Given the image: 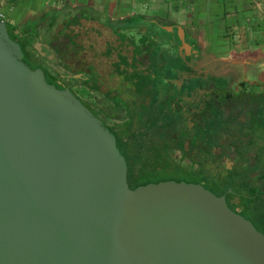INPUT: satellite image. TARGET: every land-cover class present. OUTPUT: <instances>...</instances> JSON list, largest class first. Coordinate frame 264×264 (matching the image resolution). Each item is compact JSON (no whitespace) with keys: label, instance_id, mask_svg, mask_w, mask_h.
<instances>
[{"label":"water","instance_id":"95a60500","mask_svg":"<svg viewBox=\"0 0 264 264\" xmlns=\"http://www.w3.org/2000/svg\"><path fill=\"white\" fill-rule=\"evenodd\" d=\"M0 264H264V235L199 184L130 189L114 135L0 22Z\"/></svg>","mask_w":264,"mask_h":264},{"label":"crops","instance_id":"0c3cea01","mask_svg":"<svg viewBox=\"0 0 264 264\" xmlns=\"http://www.w3.org/2000/svg\"><path fill=\"white\" fill-rule=\"evenodd\" d=\"M256 1L0 0V10L10 26L35 23L37 17L57 15L63 9L103 25H117L118 37L122 34L132 42L146 40L139 45L138 57L149 48L155 58L162 56V48L177 50V56L189 62L190 79L216 77L231 67L258 65L263 68L258 88L264 95V0L260 6ZM123 43L118 39L120 55L128 49ZM139 61L154 62L153 58Z\"/></svg>","mask_w":264,"mask_h":264},{"label":"trees","instance_id":"16d2710c","mask_svg":"<svg viewBox=\"0 0 264 264\" xmlns=\"http://www.w3.org/2000/svg\"><path fill=\"white\" fill-rule=\"evenodd\" d=\"M67 10L63 9L61 13L57 11V15L53 13L40 17L35 23L39 24L40 21L51 20L50 26L53 29L56 22L58 23L62 19L63 28L57 31V37H60L65 34L68 28L79 26L82 20H90L85 15L67 14ZM33 25L35 24L33 23ZM106 26L117 39L121 40V43L124 42L125 37L122 34L118 37L117 25L108 24ZM6 27L8 35L15 38L20 37L21 34H28L21 33L14 26L6 25ZM74 36L75 34L66 36V38L69 42V50L76 54L78 47ZM11 41L13 40L11 39ZM145 41V39L142 40L143 44ZM19 45L23 54L26 48L32 49L28 42ZM110 52L108 51L107 54L110 55ZM116 52L118 60L114 64V69L123 78L125 86L130 89L133 99L125 104L121 98L115 102V96H105V102L102 103L109 106L107 109L108 117L106 122L102 121V123L114 135L116 146L125 160L129 188L135 189L149 183H158L164 181L162 178L165 177L168 178L165 180L178 179L187 183H197L215 196L225 195L231 199L235 210H232L228 203L227 206L249 221L258 232L264 235V206L243 207L235 203L236 200H239L236 199L235 194L241 193L245 187V185L237 182L244 180L245 171L236 173L217 167L213 170L209 169L210 163L215 161L212 158L213 147L216 145L213 142L215 134L212 129L214 128L207 129L202 138L205 141L201 143L202 151L205 153V163L200 165V173H197L198 171L193 170V167H198L200 161L193 158L192 152L199 146L198 137L196 136L195 139L186 142L182 135L179 140H175L166 134L170 129L179 133L176 130L177 122L172 116L174 112L170 106L174 101H169L165 94L163 95L160 90L155 89L153 76L150 72L138 70L136 62L125 59L118 53V50ZM77 74L79 73L74 75ZM82 77L83 79L77 81L79 84L88 86L90 82H94V76L82 75ZM90 111L99 118L97 113L93 110ZM155 130L159 132L157 139L153 138ZM209 130L211 131L209 132Z\"/></svg>","mask_w":264,"mask_h":264},{"label":"flooded vegetation","instance_id":"af4514ba","mask_svg":"<svg viewBox=\"0 0 264 264\" xmlns=\"http://www.w3.org/2000/svg\"><path fill=\"white\" fill-rule=\"evenodd\" d=\"M34 24L14 26L21 33L28 34H21L17 38L9 35L14 42L21 45L28 42L29 46L32 47V49L26 48L24 62L33 70H42L48 84L58 89H68L75 94L73 91L74 86L78 84L77 81L83 79V77L79 79L77 77L86 75L85 70L78 69L76 65L72 69L67 68L64 64L61 67L62 69L57 68V66L62 65L59 64V62H62V55L56 45L57 39L53 32L55 30L50 26L51 20H43L39 24ZM153 61V64L158 67L165 64L160 59L155 58ZM183 62L186 68L189 69V62L185 59H183ZM72 72L79 74L74 75ZM152 76L154 83L159 78L157 81L160 87H155V89L161 91L165 86L174 94L180 95L176 99L170 100L174 101L170 106L174 112L172 116L176 119L175 127L179 133L170 129L166 134L175 140H179L182 135L185 137L186 142L195 139L196 136L198 137L199 146L193 150L192 156L200 162L198 167H193V170L200 173L199 167L205 163V153L202 151L201 146V143L205 141L202 138L207 129L214 128L212 129L215 134L213 142L216 145L213 147L212 158L215 161L211 162L210 165L213 164L218 169L222 168L236 173L245 171L246 177L244 180L237 181L245 187L241 193L235 194L236 199H239L235 203L243 207L264 206V117H261V119L257 117L260 112L259 108L264 107L262 100L264 95L260 92V88H258L259 93L254 96L257 99L255 104L247 92L238 94L223 93L219 97L215 93V83L210 81L196 87L190 93L186 89L189 87L186 82L192 80L189 73L187 76H183L181 72L179 78L175 80L177 83H173V80L166 79V77L163 78V74ZM213 76L215 77V75H212L211 78ZM237 81L238 85L241 86L240 81ZM183 92L187 93L188 96H185ZM76 97L78 98V96ZM165 97L169 99L171 97L170 93ZM81 102L89 110L97 113L101 121L106 122L108 104L102 102L88 103L82 100ZM256 105L259 108H256ZM158 136L159 132L155 130L153 138L157 139ZM172 181L184 182L178 179ZM225 200L229 205L232 204V200L226 196Z\"/></svg>","mask_w":264,"mask_h":264},{"label":"rangeland","instance_id":"374dc122","mask_svg":"<svg viewBox=\"0 0 264 264\" xmlns=\"http://www.w3.org/2000/svg\"><path fill=\"white\" fill-rule=\"evenodd\" d=\"M37 19H40L37 17ZM36 19V20H37ZM63 20L60 19L59 22L54 26V34L57 39V47L60 50V54L62 55L61 61L57 68L62 69L63 64L66 65L67 68H74V65L78 67V69H84L85 74L87 76H94V82H90L88 86H84L82 84H77L74 86L73 91L78 96L79 100L83 102L93 103V102H105L104 97L107 95L115 96L114 101H119L118 99L121 98L122 101L126 104L133 99V94L130 93V89L125 86L124 80L121 76H119L116 71L114 64L117 62V48L116 45L118 44L117 37L112 33V31L106 26L96 21H81L79 26H72L66 30L63 36L57 37V31L63 28ZM9 26V24H6ZM33 26V25H31ZM75 34V43L78 49L76 50V54H73L69 50V42L66 36H70ZM143 42H135V41H126L123 43L124 47L128 48L127 51L124 49L122 50V55H125L129 61L136 62L137 69L140 71H148L152 75L155 76H162L166 79L176 80L179 77L181 72L183 76L188 75V69L184 65L183 57L177 56L178 52L175 49H165L162 48L160 50L163 51V54L160 58L162 62L165 64L162 67L155 66L153 63H143L139 61L146 62L147 58L152 61L155 57H151V48L146 51L143 57H138L137 54L139 50V45H142ZM108 51L110 55H108ZM138 51V52H137ZM137 52V54H136ZM177 52V53H176ZM135 59H131L132 55ZM149 55V57L147 55ZM166 69V70H165ZM263 70L260 66H249L244 65L241 67H231L230 69L227 68L225 74L216 75V77L210 78H198L192 79L187 81V85L189 86L187 91L189 90L190 93L196 88L204 84L205 82H213L215 83V93L222 96L223 93H244L252 97L255 104L257 103V99L254 98L257 95L258 87L260 85L258 80V75ZM72 74H76V72H72ZM82 76L77 77L79 79ZM159 78H157L158 80ZM154 83V87H160L158 85V81ZM242 84L241 86L238 85V81ZM189 82V83H188ZM161 89L162 94L164 95H171L168 99L173 100L176 97H179V94H174L173 91L166 89L163 87ZM74 94V95H75ZM185 96H188L187 93L183 92ZM264 102V98H262ZM256 108H259L256 105ZM261 108V109H260ZM259 108L260 112L258 113V118L264 117V107L261 106ZM231 165V164H230ZM216 166L211 164L209 165V169L213 170ZM164 181L168 178H162ZM230 208L235 210L232 204H230Z\"/></svg>","mask_w":264,"mask_h":264},{"label":"built area","instance_id":"2783aa9c","mask_svg":"<svg viewBox=\"0 0 264 264\" xmlns=\"http://www.w3.org/2000/svg\"><path fill=\"white\" fill-rule=\"evenodd\" d=\"M256 2H257L256 4L258 6L261 5V0H257ZM0 22H3L5 24H7V22H8V19H7L6 15L1 10H0Z\"/></svg>","mask_w":264,"mask_h":264}]
</instances>
